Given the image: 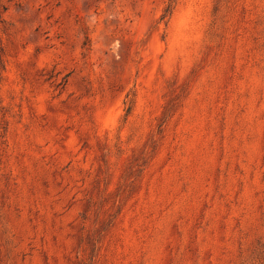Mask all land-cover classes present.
<instances>
[{"label":"rangeland","instance_id":"374dc122","mask_svg":"<svg viewBox=\"0 0 264 264\" xmlns=\"http://www.w3.org/2000/svg\"><path fill=\"white\" fill-rule=\"evenodd\" d=\"M0 0V264H264V0Z\"/></svg>","mask_w":264,"mask_h":264},{"label":"trees","instance_id":"16d2710c","mask_svg":"<svg viewBox=\"0 0 264 264\" xmlns=\"http://www.w3.org/2000/svg\"><path fill=\"white\" fill-rule=\"evenodd\" d=\"M175 0H170L169 5L167 6V8L165 9V13H164V18H166L167 16H171L173 9H174V4Z\"/></svg>","mask_w":264,"mask_h":264}]
</instances>
